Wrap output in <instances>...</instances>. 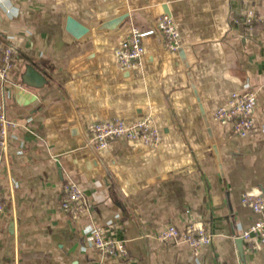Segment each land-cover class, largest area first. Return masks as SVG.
Returning <instances> with one entry per match:
<instances>
[{"label": "crops", "instance_id": "0c3cea01", "mask_svg": "<svg viewBox=\"0 0 264 264\" xmlns=\"http://www.w3.org/2000/svg\"><path fill=\"white\" fill-rule=\"evenodd\" d=\"M7 7L16 14L0 7V41L18 52L0 83V111L19 127L0 149V264H264V247L239 238L264 219L241 203L245 193L264 196L263 0H7ZM122 15L116 29L98 30ZM162 15L174 20L180 49L167 51L154 31L143 39L142 66L120 71L114 49L128 29L154 30ZM67 16L88 34H68ZM27 59L49 77L41 89L21 83ZM234 91L256 97L244 137L233 134V119L214 118ZM145 117L158 146H87L88 125ZM67 178L89 205L78 218L60 208ZM189 223L214 235L211 244L194 253L154 238ZM93 226L124 241L127 257H102L90 242Z\"/></svg>", "mask_w": 264, "mask_h": 264}, {"label": "built area", "instance_id": "2783aa9c", "mask_svg": "<svg viewBox=\"0 0 264 264\" xmlns=\"http://www.w3.org/2000/svg\"><path fill=\"white\" fill-rule=\"evenodd\" d=\"M264 3V0H263ZM255 15L249 12L245 19L246 31H251V25ZM156 31L164 41L167 51L175 52L180 49V34L178 28L169 15L160 16L155 24V29L141 30L136 26L128 29L124 38L114 49V58L120 71H130L140 68L144 58L143 39ZM18 49L13 44L0 41V83L9 80V74L14 67V56ZM256 105L254 93L232 92L224 105L219 107L214 118L218 121L234 120L233 134L244 137L252 128L254 119L252 114ZM19 127L18 122L0 111V149L4 152L8 148L7 139L10 133ZM87 146L95 151L108 148L112 140L140 141L147 147H156L160 144V134L154 127L150 117L127 123L122 119L106 120L88 125ZM241 203L249 207L254 213L261 214L264 211V196L243 194ZM88 202L73 179L67 178L62 186L60 196L61 210L78 218L88 211ZM3 209L2 192L0 190V210ZM92 247L102 257L124 259L127 257L125 242L119 240L115 233L100 226H93L89 230ZM160 244H185L194 253L202 247L211 244L214 235L208 234L204 228L196 223H189L184 230H179L172 225L166 226L154 237ZM239 238L251 242L252 249L264 247V219H258L248 228L241 230ZM235 264H242L236 262Z\"/></svg>", "mask_w": 264, "mask_h": 264}, {"label": "water", "instance_id": "95a60500", "mask_svg": "<svg viewBox=\"0 0 264 264\" xmlns=\"http://www.w3.org/2000/svg\"><path fill=\"white\" fill-rule=\"evenodd\" d=\"M127 17V15H122L120 17L108 20L102 23L98 30H114L116 29ZM65 31L70 34L74 39H80L88 34L89 30L87 27L76 21L74 18L67 16L65 21ZM180 55L182 56L181 52ZM27 64L24 67V72L22 73L20 79L22 85L32 88V89H41L47 84L48 76L44 75L43 71L39 69L34 63L27 59ZM49 78V77H48ZM16 93L19 95L21 93V87H16ZM201 108V107H200ZM201 115L204 122V125L207 129V133L210 138V142L212 143V149L217 156L216 146L214 145V141L209 129L208 121L201 109Z\"/></svg>", "mask_w": 264, "mask_h": 264}, {"label": "clouds", "instance_id": "9594fccd", "mask_svg": "<svg viewBox=\"0 0 264 264\" xmlns=\"http://www.w3.org/2000/svg\"><path fill=\"white\" fill-rule=\"evenodd\" d=\"M0 7H5L6 11H9L12 15L16 14V10L7 7V0H0Z\"/></svg>", "mask_w": 264, "mask_h": 264}]
</instances>
